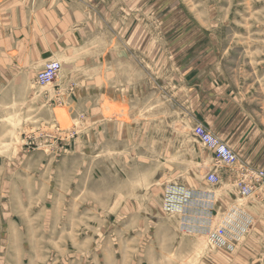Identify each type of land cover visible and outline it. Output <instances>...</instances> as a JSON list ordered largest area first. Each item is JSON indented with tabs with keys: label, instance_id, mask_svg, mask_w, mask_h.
Masks as SVG:
<instances>
[{
	"label": "rangeland",
	"instance_id": "1",
	"mask_svg": "<svg viewBox=\"0 0 264 264\" xmlns=\"http://www.w3.org/2000/svg\"><path fill=\"white\" fill-rule=\"evenodd\" d=\"M135 8L143 26L185 29L192 57L213 51L264 98V0H141ZM44 68H7L0 52V264H264L262 237L244 233L233 250L217 248L199 231L204 219L191 225L167 209L172 189L193 190L170 159L185 133L150 132L149 116L116 107L87 115L86 100L60 99L62 69L38 85ZM173 168L180 177L171 180ZM205 219L210 228L211 214Z\"/></svg>",
	"mask_w": 264,
	"mask_h": 264
},
{
	"label": "crops",
	"instance_id": "2",
	"mask_svg": "<svg viewBox=\"0 0 264 264\" xmlns=\"http://www.w3.org/2000/svg\"><path fill=\"white\" fill-rule=\"evenodd\" d=\"M140 4L0 0V52L6 53V67L36 75L48 62L59 61L60 99L72 100V105L86 100L87 115H104L116 107L134 117L149 116L150 132L185 133L180 155L170 159L180 164L185 181H193L187 182L190 191L202 200L205 195L214 198L212 226L235 207L246 223L247 238L262 237L264 243V183L254 184L245 199L237 187L245 170L264 171L263 91L258 89L255 96L246 89L211 50L192 57L185 29L143 26L136 16ZM69 86L75 92L69 93ZM198 126L225 142L237 155V164L218 163L195 135ZM173 171L171 180L180 177ZM211 174L218 183L209 182ZM201 205L187 216L205 218L207 206Z\"/></svg>",
	"mask_w": 264,
	"mask_h": 264
},
{
	"label": "built area",
	"instance_id": "3",
	"mask_svg": "<svg viewBox=\"0 0 264 264\" xmlns=\"http://www.w3.org/2000/svg\"><path fill=\"white\" fill-rule=\"evenodd\" d=\"M62 66L59 61H51L46 64L44 70L39 73L37 78V83L40 86H47L52 84L55 79L60 75ZM195 135L199 138L200 142L213 151L214 156L218 163L227 164L234 166L238 162V157L234 151L218 137L214 136L212 133L208 132L203 127H196L194 129ZM209 182L218 183L219 178L215 174H211L208 177ZM264 183V171L256 170H245L242 177L237 182V187L240 190L241 199H245L251 195L253 192V186L261 185ZM196 193L192 191H187L185 189H172L171 194L167 196L166 207L171 212H181L184 217H187L191 210H196L197 206L200 204H192L196 201ZM189 202L191 204L179 205V201ZM196 205V206H195ZM178 207H182L178 210ZM196 220H202L205 218H197ZM185 224H182L185 227ZM187 225V224H186ZM189 226V224H188ZM246 223L241 222L240 218L235 220L229 215L216 229H208V239L210 243L217 248H223L226 250H233V242L237 241L242 234L246 232Z\"/></svg>",
	"mask_w": 264,
	"mask_h": 264
},
{
	"label": "bare ground",
	"instance_id": "4",
	"mask_svg": "<svg viewBox=\"0 0 264 264\" xmlns=\"http://www.w3.org/2000/svg\"><path fill=\"white\" fill-rule=\"evenodd\" d=\"M206 198L204 199V200H202L201 199V202H200V205L201 204H206V208H207V213H206V217H210V214H211V209H212V201H211V197L210 196H208V199H207V196H205ZM198 198V197H197ZM199 200V199H198ZM202 206V205H201ZM179 208V207H178ZM181 208V207H180ZM231 216V218H232V220L234 219H238L239 218V213H238V211L235 209V208H232L231 210H230V212L224 217V220L228 217V216ZM194 216H196V215H194ZM183 218H185L184 216H183ZM187 218L190 220L189 222L191 223V225H192V223L194 222V217H190V216H187ZM245 219V218H244ZM247 219V218H246ZM196 220V219H195ZM203 222V224H202V226L204 227L203 228V230L202 229H199V231H200V233H206V235H207V233H208V229H209V227L208 226H206V224L208 223L207 222V220L206 219H204V220H202ZM184 223V222H183ZM188 225V224H187ZM187 225H185V226H187ZM190 226V225H189ZM188 227V226H187ZM212 227V226H211ZM210 227V228H211ZM192 228V227H191ZM212 229V228H211ZM194 231H196V230H194ZM198 231V230H197ZM199 233V232H198Z\"/></svg>",
	"mask_w": 264,
	"mask_h": 264
}]
</instances>
